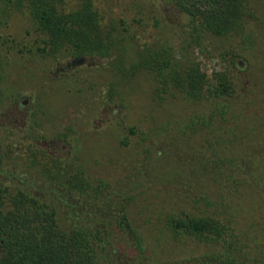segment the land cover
Returning <instances> with one entry per match:
<instances>
[{
  "label": "trees",
  "instance_id": "obj_1",
  "mask_svg": "<svg viewBox=\"0 0 264 264\" xmlns=\"http://www.w3.org/2000/svg\"><path fill=\"white\" fill-rule=\"evenodd\" d=\"M243 1L166 0L187 18L177 52L168 43L143 46L130 67L150 72L156 98L176 92L182 102L206 107L200 117L177 120V211L160 214L158 229L165 240L206 248L191 257L195 264H264V225L235 226L244 194L259 199L264 193V143L251 144L238 132L249 115L233 101L239 96L231 76L207 75L185 57L203 35L242 34ZM12 11L27 15L38 52L75 60L113 56L122 67L126 26L93 0H76L72 8L64 0H0V25ZM259 102L264 112V99ZM32 111L24 136L7 128L0 133V264H146L143 239L128 219L132 197L87 175L70 152L57 156L38 147ZM196 134L199 148L189 146ZM7 162L19 171L3 167Z\"/></svg>",
  "mask_w": 264,
  "mask_h": 264
},
{
  "label": "rangeland",
  "instance_id": "obj_2",
  "mask_svg": "<svg viewBox=\"0 0 264 264\" xmlns=\"http://www.w3.org/2000/svg\"><path fill=\"white\" fill-rule=\"evenodd\" d=\"M75 1L64 0L70 8ZM93 2L107 17L120 19L126 26L121 68L113 56L74 63L72 58L38 52L32 46L38 35L27 15L18 11L0 25V133L7 128L14 136H24L35 107L38 147L57 156L70 152L87 175L103 178L132 197L126 207L128 219L143 239L146 264H180L181 260L195 264L191 257L206 248L165 240L158 229L160 214L177 211L178 158L173 138L177 120L200 117L206 107L184 103L176 92L160 100L153 94L149 71L130 72L137 61L135 52L143 46L168 43L177 52L188 31L182 27L187 18L166 0ZM243 5L248 15L242 34L203 35L198 44L186 48L185 57L207 75L226 71L231 76L239 96L233 101L238 100L243 114L249 115L238 132L247 133L251 144L258 139L264 143V112L259 102L264 99V0H244ZM199 143L196 134L189 146L199 148ZM2 165L19 171L14 162ZM260 193L259 199L244 194L238 201L243 213L235 225L239 230L245 231L254 220L257 227L264 225V193Z\"/></svg>",
  "mask_w": 264,
  "mask_h": 264
},
{
  "label": "flooded vegetation",
  "instance_id": "obj_3",
  "mask_svg": "<svg viewBox=\"0 0 264 264\" xmlns=\"http://www.w3.org/2000/svg\"><path fill=\"white\" fill-rule=\"evenodd\" d=\"M73 62H74V63H75V62H76V63H77V62L79 63V62H82V59H76V60H75V61H73ZM21 104H24V101H23V102H21Z\"/></svg>",
  "mask_w": 264,
  "mask_h": 264
}]
</instances>
